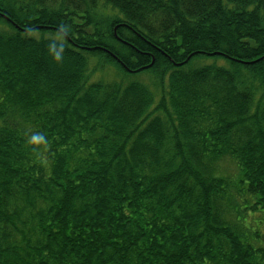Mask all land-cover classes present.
<instances>
[{"label":"trees","instance_id":"1","mask_svg":"<svg viewBox=\"0 0 264 264\" xmlns=\"http://www.w3.org/2000/svg\"><path fill=\"white\" fill-rule=\"evenodd\" d=\"M263 229L264 0H0V264H264Z\"/></svg>","mask_w":264,"mask_h":264},{"label":"rangeland","instance_id":"2","mask_svg":"<svg viewBox=\"0 0 264 264\" xmlns=\"http://www.w3.org/2000/svg\"><path fill=\"white\" fill-rule=\"evenodd\" d=\"M93 76L95 80H106L107 82H113L114 80L118 81L121 80L120 78H124L120 70H118L117 67H115L111 63L107 64V66L103 68H99ZM131 78H133L132 80L134 81H138L145 84L146 86H148L149 89L151 88L153 90L156 96H158V91L154 87L153 74L134 75ZM204 156V164H206L209 174H212L216 177L230 178V180L237 176L239 169L233 159H230L228 157H225L223 159H217L207 153H205ZM227 219L231 223H236L235 216L231 212L229 213V215H227Z\"/></svg>","mask_w":264,"mask_h":264}]
</instances>
